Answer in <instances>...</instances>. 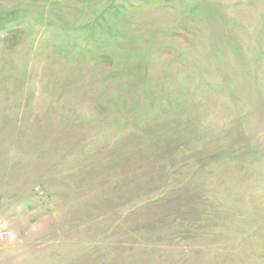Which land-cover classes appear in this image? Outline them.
I'll list each match as a JSON object with an SVG mask.
<instances>
[{
	"label": "rangeland",
	"instance_id": "obj_1",
	"mask_svg": "<svg viewBox=\"0 0 264 264\" xmlns=\"http://www.w3.org/2000/svg\"><path fill=\"white\" fill-rule=\"evenodd\" d=\"M0 264H264V0H0Z\"/></svg>",
	"mask_w": 264,
	"mask_h": 264
},
{
	"label": "built area",
	"instance_id": "obj_2",
	"mask_svg": "<svg viewBox=\"0 0 264 264\" xmlns=\"http://www.w3.org/2000/svg\"><path fill=\"white\" fill-rule=\"evenodd\" d=\"M9 236H11V235H10V232L8 230L0 231V240L5 239L6 237H9Z\"/></svg>",
	"mask_w": 264,
	"mask_h": 264
}]
</instances>
